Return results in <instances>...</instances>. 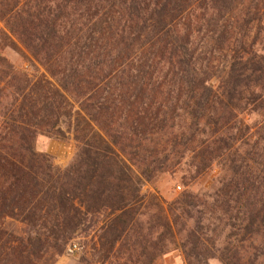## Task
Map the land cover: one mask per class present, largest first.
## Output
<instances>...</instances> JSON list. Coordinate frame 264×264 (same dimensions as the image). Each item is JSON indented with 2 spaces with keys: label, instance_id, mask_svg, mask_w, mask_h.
<instances>
[{
  "label": "trees",
  "instance_id": "trees-1",
  "mask_svg": "<svg viewBox=\"0 0 264 264\" xmlns=\"http://www.w3.org/2000/svg\"><path fill=\"white\" fill-rule=\"evenodd\" d=\"M62 124L65 169L35 150ZM214 168L202 194L141 193ZM92 234L99 264H264V0H0V264Z\"/></svg>",
  "mask_w": 264,
  "mask_h": 264
},
{
  "label": "rangeland",
  "instance_id": "rangeland-1",
  "mask_svg": "<svg viewBox=\"0 0 264 264\" xmlns=\"http://www.w3.org/2000/svg\"><path fill=\"white\" fill-rule=\"evenodd\" d=\"M4 56L8 59L9 63L15 70L27 74L30 78L35 74V68H38L29 63L27 58L10 49L4 51ZM217 83V79L213 78L210 80L209 86L215 89ZM61 128L65 132L64 139H54L38 135L35 139V150L38 153L48 154L52 158L53 164L56 167L65 169L72 161L77 151V145L73 141L72 134L67 131L66 124H62ZM186 173L187 172H184V169H180L174 173H164L158 177L154 184H144L141 193L147 194L156 191L166 202L175 200L185 190L192 194H202L212 186L217 177L218 171L214 168L195 183L184 188L182 181ZM3 227L5 230L14 233L16 236H25V227L15 220L6 219ZM96 237V234H92L87 239L76 238L69 242L63 253L54 257L52 264H99L90 256L91 248L96 244ZM72 245H75L77 249L74 253H69V249L72 248ZM84 258L87 260L85 263L82 261ZM44 263L47 264V261ZM154 264L186 263L180 250H174L163 255ZM208 264L220 263L216 259H211Z\"/></svg>",
  "mask_w": 264,
  "mask_h": 264
},
{
  "label": "built area",
  "instance_id": "built-area-1",
  "mask_svg": "<svg viewBox=\"0 0 264 264\" xmlns=\"http://www.w3.org/2000/svg\"><path fill=\"white\" fill-rule=\"evenodd\" d=\"M76 246L75 245H72V248L69 249V253H74V251L76 250Z\"/></svg>",
  "mask_w": 264,
  "mask_h": 264
}]
</instances>
